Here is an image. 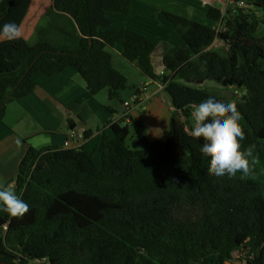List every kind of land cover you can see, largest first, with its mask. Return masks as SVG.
Instances as JSON below:
<instances>
[{"label":"trees","instance_id":"1","mask_svg":"<svg viewBox=\"0 0 264 264\" xmlns=\"http://www.w3.org/2000/svg\"><path fill=\"white\" fill-rule=\"evenodd\" d=\"M14 2L0 0V20ZM51 2L27 45L4 52L8 61L21 64L11 71L0 65V120L7 102L33 91L36 73L51 75L67 67L84 80L85 98L106 89L110 104L121 103L119 92L128 80L112 64L108 47L115 44L145 76L157 77L150 61L154 42L131 29H108V14H128L131 0ZM246 2L252 8L234 6L223 18L209 8L207 17L221 21L218 30L164 13L183 41L163 56L169 73L160 79L173 107L164 140L149 141L143 124L132 120L140 147L116 130L112 139L100 140L99 165L81 147H28L12 189L29 209L21 217L0 215V261L264 264V184L240 179L239 173L213 176L209 158L199 152L204 141L193 139L185 123L175 127L210 94L234 102L242 146L254 145L261 161L250 175L264 171V0ZM217 40L226 54L213 49ZM200 79H231L235 89L215 94L197 87Z\"/></svg>","mask_w":264,"mask_h":264},{"label":"crops","instance_id":"2","mask_svg":"<svg viewBox=\"0 0 264 264\" xmlns=\"http://www.w3.org/2000/svg\"><path fill=\"white\" fill-rule=\"evenodd\" d=\"M19 1L15 0L0 22L13 14ZM43 1L45 3L43 13L37 14L30 24V19L34 16L31 13L27 20L28 24H24L26 28H29V33L24 35L25 40L12 42L11 47L9 46L6 50L22 49L27 45L34 34L36 22H39L41 16L52 5L51 0ZM233 7L232 1L225 0H131V9L128 14L109 13L108 29H131L145 35L155 43L150 61L157 77L148 78L135 64L128 62L122 56L120 44L108 47V51L112 55L114 68L123 73L128 80V86L119 92L121 103L110 104L106 89L90 98H85L86 84L73 67H67L51 75L36 73L33 91L26 97L7 102L5 114L0 120V187L14 186L19 163L29 146L81 147L91 155L95 164L99 165L100 140L103 136L112 139L116 130H124L128 144L134 148L140 147L132 120L143 124L149 141L164 140L169 133L173 107L168 96L167 98L159 97L160 93H165L159 89L160 77L169 73L163 64V56L174 45H183L176 28L167 20L164 13L178 14L207 23L217 29L220 21L209 20L208 9H218L223 18ZM27 21L23 20V22ZM4 52L5 50L0 54L3 56L0 65L2 67L4 63L8 67L6 69L2 67V69L16 70L21 62L14 60L6 63L3 60ZM143 84L149 85L152 95L138 102L134 101L126 116L122 102L132 100L136 96L137 88ZM38 115L44 117L43 120ZM30 116L37 118L41 123L40 129L34 131L33 135L29 130L33 124ZM84 132L89 133L87 138H84Z\"/></svg>","mask_w":264,"mask_h":264},{"label":"clouds","instance_id":"3","mask_svg":"<svg viewBox=\"0 0 264 264\" xmlns=\"http://www.w3.org/2000/svg\"><path fill=\"white\" fill-rule=\"evenodd\" d=\"M231 1L233 6L238 8L236 1ZM250 8L252 6L244 9ZM219 27H221V21L217 30ZM18 35V28L15 23L0 24V36L12 40L17 38ZM216 43L221 42L217 40L213 47ZM159 81V89L163 90L164 83L161 82V79ZM160 85H163V87ZM147 86L149 85L143 84L137 88L136 96L132 100H127L130 102L127 108L124 106L126 101L122 102L126 116H128L127 112L130 111L134 101L138 102V100L144 99L140 97L141 88ZM137 92L139 93L137 94ZM152 93L151 91L150 95ZM150 95L146 98H149ZM191 117L193 122L191 136L193 139L204 141L199 146V152L202 157L209 158L208 170L213 176L234 178L239 173L240 179H244L257 166L261 165L258 155L254 154L255 146H242L241 142L245 136L239 123L241 114L234 102L227 99H218L215 95L210 94L192 108ZM0 208L12 217H21L28 211L29 205L11 187H0ZM234 256L238 257V255Z\"/></svg>","mask_w":264,"mask_h":264},{"label":"rangeland","instance_id":"4","mask_svg":"<svg viewBox=\"0 0 264 264\" xmlns=\"http://www.w3.org/2000/svg\"><path fill=\"white\" fill-rule=\"evenodd\" d=\"M18 3H19V5H18L17 9L13 12V14L10 17H8L7 19L2 20L0 22V24H4L6 22L15 23L17 25L19 35L17 36V38L12 39V40H8V39L0 36V54L3 53V51L6 50V48H9V46L11 47V43L12 42L25 40L24 35L29 33V28H26V26H24V24H28L27 20L30 17L31 13H33L34 16H32V18L30 19V24L33 22V19L35 18V16H37V14L41 15V13H43V10H44L43 7L45 5L43 0H20ZM249 12L250 11L244 12V14H248ZM23 20L27 21V22H23ZM36 24H37V22H36ZM20 37H22L23 39L20 38ZM213 49L218 51L220 54H226L227 53L226 46H224L221 43H216V45L213 47ZM1 57H3V56H0V61H2ZM3 60L6 63H9V61H7L5 58H3ZM2 65H3L2 66L3 69H6L8 67L4 63ZM195 85L197 87L203 88V89H205L207 91H210L212 93H215V94H219V93L224 94L225 92L222 93V90L235 89L234 86H232V85L223 86L220 81H215L213 79H206L205 81H202L201 83H196ZM238 94H240V92H238ZM159 97L160 98H163V97L167 98V94L162 92V93H160ZM195 105H192L191 108H190V112H189L190 113V117H189V119L180 116V122L181 123L180 124L179 123L175 124L176 130H178V128L180 126H184V123H185L186 124L185 130H187L191 134L192 123H193L192 122V117H191V110H192V108ZM41 112L43 113L42 110H41ZM43 115H44V113H43ZM38 116H39V118L41 120H43L44 117H41L40 115H38ZM29 118L33 122L31 127L29 128V130L32 133L31 135H33L34 131H37V130L40 129V124L41 123H40V121L37 118H34L32 116H30ZM199 140H202V139H199ZM248 177H251L254 180H258V181H260V182H262L264 184V171H260V172H257V173H252L251 175L248 174ZM3 214H4V211L2 210V208H0V215H3ZM234 255H239V253L236 252V253H234ZM31 264H34V263H31ZM54 264H63V263L61 261H59V262H56Z\"/></svg>","mask_w":264,"mask_h":264},{"label":"built area","instance_id":"5","mask_svg":"<svg viewBox=\"0 0 264 264\" xmlns=\"http://www.w3.org/2000/svg\"><path fill=\"white\" fill-rule=\"evenodd\" d=\"M225 1H231V0H225ZM235 1H236V6H237L238 8H249V7H251L250 5H248V4L246 3L245 0H235ZM160 86H161V85H160ZM161 87H163V85H162ZM150 93H151V90H149V86H147V87H143V88H141V94H140V97H142V98H146V97H148V96L150 95ZM129 105H130V102H128V101L124 102V106H125L126 108H127Z\"/></svg>","mask_w":264,"mask_h":264},{"label":"water","instance_id":"6","mask_svg":"<svg viewBox=\"0 0 264 264\" xmlns=\"http://www.w3.org/2000/svg\"><path fill=\"white\" fill-rule=\"evenodd\" d=\"M203 81V79H200V80H197L196 82L197 83H201ZM217 81H220L219 79H217ZM221 82V84L223 85V86H226V85H231V83L233 82V80H231V79H228V80H222V81H220ZM235 82V81H234ZM226 90H222V93H224ZM227 96H230L231 95V93H230V91H228L227 90ZM0 264H12V263H8V262H4V261H0Z\"/></svg>","mask_w":264,"mask_h":264}]
</instances>
